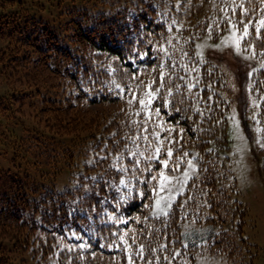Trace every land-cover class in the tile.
<instances>
[{
    "label": "trees",
    "instance_id": "1",
    "mask_svg": "<svg viewBox=\"0 0 264 264\" xmlns=\"http://www.w3.org/2000/svg\"><path fill=\"white\" fill-rule=\"evenodd\" d=\"M244 3L250 11L244 19L256 22L264 4ZM222 7L220 0H0L5 43L0 80L6 83L0 91V226L7 229L0 236V264H127L129 253L122 250L127 245L119 236L129 230L140 237L134 249L146 246L145 258L135 264H169L165 257H175L171 264H196L195 255L206 250H216L232 264H252L244 237L247 210L235 197L228 153L227 117L235 90L219 68L199 63L194 52L196 39L209 33L207 25L226 15ZM226 27L221 23L211 35ZM249 32L246 42L264 54V36L257 39L252 25ZM184 52L189 55L183 57ZM161 64L169 75L152 102L151 109L160 112L148 129L160 131L155 125L162 124L161 138L172 129L179 143L165 144L164 151L172 147L174 157L194 153L197 174L169 215L157 218L151 214L156 185L151 177L162 166L153 161L151 173L137 171L138 179L133 178L131 153L145 151L147 142L129 139L140 135L133 122L144 116L133 114L140 106L129 105L128 90L142 94L149 83L159 87ZM182 65L199 72L189 75ZM42 71L52 78H35ZM197 75L199 84L189 92ZM19 76L24 86L15 84ZM255 79L264 114V67ZM169 88L173 94L164 107ZM109 103L115 107L93 114V124L63 121L79 118L77 112L68 117L70 111ZM67 122L65 129L61 123ZM9 126H20V132ZM121 153L123 159L116 160ZM135 159H141V169L148 164ZM114 162L129 171H118ZM64 169L71 185L60 190L53 183ZM188 218L209 226L206 243H182L181 225Z\"/></svg>",
    "mask_w": 264,
    "mask_h": 264
},
{
    "label": "rangeland",
    "instance_id": "2",
    "mask_svg": "<svg viewBox=\"0 0 264 264\" xmlns=\"http://www.w3.org/2000/svg\"><path fill=\"white\" fill-rule=\"evenodd\" d=\"M226 29L215 36L211 35V39H209V33H205L196 39L194 52L198 60L201 57L197 56V52H202L204 62H208L210 65L219 68L235 90V102L232 104L227 117L228 153L232 160L231 170L236 180L235 197L247 210V222L244 226V237L247 239V243L250 244V254H247L249 257L247 260H250L252 264H264V146H262L264 144V114L259 110L260 98L263 94L259 91V86L255 79L257 70L264 65V54L254 49L253 44L246 41H241L242 47L239 54L233 46L221 48L206 46L203 49L197 48L198 44H219L223 37L230 35V31ZM4 44V41L0 40V49ZM16 44L18 45V43ZM248 45H251V47H247ZM249 73L252 75L250 76ZM35 78H38L40 81L50 80L52 73L42 71V73L36 74ZM15 81H17L15 83L17 86H24L25 81L21 80V76ZM13 83L14 81H12ZM4 85L6 83L1 81L0 91L6 88ZM103 105H88V107L80 110L70 111L67 115L68 117L72 113L77 112L79 118L66 119L63 117V121L74 120L75 122L72 123L75 124L73 125H80L79 127L87 124L88 121L93 124V114L96 113L97 115L100 110H109V107H115L113 103L105 104L108 107H103ZM242 108L245 110L244 117L239 113V110ZM233 115L236 121L239 122L238 130L242 138L237 136V129L234 127L233 120L231 119ZM40 123L42 124L43 121L40 120ZM63 123H61L62 126L68 129L69 122H67L68 124L66 126ZM28 126L32 127L33 124L31 123ZM9 129L15 133L20 132V126H9ZM193 156L194 153L184 158L185 162L179 171L174 173H170L165 169L164 171L179 176L183 170L188 168L186 161L192 159ZM194 164L196 165L195 162ZM196 174L197 166L196 171L191 173V178ZM158 183L159 181L156 180V185ZM70 185L71 180H69L68 172L65 169L57 175L53 183V187L60 190L65 187H70ZM172 194H175V191ZM160 195L166 197L169 195V192L165 190L160 192ZM155 199L156 197L153 196L151 212ZM208 229L209 226L202 222L201 218L200 221H195L192 218L185 219L181 225L182 243L184 245L206 243L209 233ZM6 231L5 226H0V236ZM194 262L196 264H232V261L226 259L223 254L216 250H206L197 253L194 257Z\"/></svg>",
    "mask_w": 264,
    "mask_h": 264
},
{
    "label": "snow or ice",
    "instance_id": "3",
    "mask_svg": "<svg viewBox=\"0 0 264 264\" xmlns=\"http://www.w3.org/2000/svg\"><path fill=\"white\" fill-rule=\"evenodd\" d=\"M248 3H252L253 0H247ZM262 4H264V0H260ZM220 3L226 5V7H222L219 9V11L226 13L224 17L221 18V20L218 21H213L212 24L207 25L208 32H209V39H211V34L214 29H219L221 26V23L226 22L227 23V29L230 31V35L225 36L222 38L221 42L216 45H207L205 44H198L197 48L198 49H203L206 46L210 47H216V48H221V47H227V46H233L236 52L239 54L240 49L242 47L241 41H246L247 37L250 35L249 32V26L252 25L255 28V33H256V38L261 39L262 36H264V13H261V18L253 22L250 19L245 20L244 18L248 17L250 15V11L248 8L245 7L244 0H241L240 3H237L236 0H220ZM239 10V12H238ZM239 15L241 18L240 19H234ZM239 33V35H238ZM171 43V41H169ZM247 47H251V45H248ZM167 55V53L165 52ZM189 54L187 52L183 53V57L188 56ZM254 55V53H253ZM197 56L201 57L199 60V63H204L203 60V53L202 52H197ZM182 57V58H183ZM184 67L185 71L188 72L189 75L191 73L199 72L198 67H191L189 68L188 65H182ZM264 67V65H262ZM161 72H160V86L152 89L151 88V83L148 85H145V88L148 90H145L142 92V94H137L135 91L132 89H129L128 91L131 92V97L128 100L129 105H132L134 103L139 104V109L135 111L133 114L136 116H140L143 114L144 118L139 122H133L136 124V127L141 130L140 135L138 136H132L129 137V139L135 144L138 140H144L147 142V148L143 152L133 151L131 153V156L134 158L133 162L131 164V171L133 172V178H137L135 176V173L137 171L140 172H149L151 173L152 171V162L155 161L159 165H161V170L156 174L151 177L152 180H158L159 183L157 185H153L152 191L154 196L156 197L153 205V210H152V216L159 218L160 216H165L167 217L170 213V210L172 208V204L176 200V195H181L184 192V188L188 183V180L191 178V173H194L196 171V165L194 164L192 159H188L186 161L188 168L186 170H183L179 176L172 175L170 173H174L180 170L181 164L184 163V157H187L189 153L184 152L182 156H175L174 157V149L172 147H168L167 151H164V145L168 144L171 145L173 143H179V141H175L171 137V132L172 129H167L169 131V136L161 138L160 132L165 131L166 129L163 127L162 124H156L155 127L158 128L160 131H153L149 132L148 125L153 121L154 117L159 116L160 109H151L152 102L157 98L158 94H160L161 90L165 86V78L169 75L168 72L164 71V65H160ZM251 76L252 74L249 73ZM135 78V77H134ZM180 79H184L183 76L180 77ZM196 81V84H191L189 83L188 85V90L189 92L192 90L193 87L199 84V75L192 77ZM143 83V82H141ZM120 86L117 85V88ZM139 87V85L137 86ZM208 87H211L209 85ZM123 92L124 90L121 89ZM177 91H179V86H177ZM172 89L169 88L167 91V94L162 97L164 100V107H168L169 101L168 97L172 96ZM198 95V93H197ZM210 100L211 97H208ZM199 111V109H196ZM202 114V113H201ZM234 127L237 129V136L240 137L239 133V122L236 121L235 116L233 115L232 118ZM259 131V129H258ZM181 132H183V129H181ZM242 138V137H240ZM264 146V144H262ZM162 153L166 156V158L161 159ZM123 153H121L119 156H117L115 159L116 160H122L123 159ZM137 156L145 159L148 161V164L141 169V159H135ZM112 167H117V170L123 173H127L129 171V168L126 167L123 164H120L119 166L116 165L114 162ZM164 169H169L170 173H166ZM144 183H148L149 181H143ZM119 184L128 187V184L125 179H120ZM178 185V187H177ZM167 190L169 192L168 196H161L160 192ZM129 193L132 191L131 188H128ZM173 191H175V194H172ZM125 197H121V199H124ZM162 205H164L162 207ZM147 207V205H146ZM147 219V217H145ZM121 223H126V221H120ZM126 237H129L131 239V244H129L128 239ZM140 239L138 235L133 234V230H129L124 232L123 235L119 236V242L121 245H127L126 248H123L122 250L129 253L127 256V264H135L136 259L143 260L144 257V252L146 250L145 244L141 243L140 247L138 249H134L133 245L137 243V241ZM116 241H113V244L111 246H115ZM83 247V245H81ZM149 251H155V249H148ZM179 255V253H177ZM175 257H165V260H169V264H171V259H174ZM148 264H152L151 261L148 262Z\"/></svg>",
    "mask_w": 264,
    "mask_h": 264
}]
</instances>
